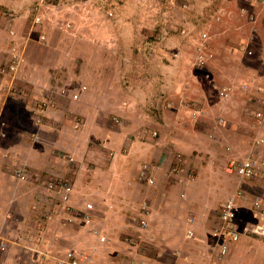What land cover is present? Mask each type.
Wrapping results in <instances>:
<instances>
[{
    "label": "crops",
    "instance_id": "0c3cea01",
    "mask_svg": "<svg viewBox=\"0 0 264 264\" xmlns=\"http://www.w3.org/2000/svg\"><path fill=\"white\" fill-rule=\"evenodd\" d=\"M60 1L64 3L62 0ZM85 3L89 4V2L79 0H74L66 4ZM21 6L19 4H0V70L2 69L3 62L9 60V48L11 44L18 46V42L20 41L18 36H21L18 33L16 34L17 36L13 35L11 32L14 29L15 23L19 30L21 29V21L16 22L14 17H8L6 14L11 15L12 10L16 14L18 12L22 14L25 9ZM76 17L83 18V20L87 19L86 16ZM134 18L135 16H133L132 20L123 19L116 26L118 27L120 24H127L128 22L136 26V22L140 18ZM113 24V22L109 24V30L111 27V31L116 32L110 35V38L105 39L104 42H111L115 47L117 45L119 47L117 52L114 51V53L104 48L108 51L110 60L106 62L103 69L111 72L112 77L113 73L116 72L119 74L121 70L123 80L118 85L117 82L109 77L110 79L107 78L102 84L95 85L96 94L94 95L97 98L96 103L99 101L103 103L104 101L105 107L102 104L100 106L98 105L97 112L94 114L93 108L90 117L83 118L84 123H87L84 125L85 127L79 123L80 125H78L77 129H72V126H69L71 118H60L64 113L73 114L77 109V115L83 116L79 112H83L82 105L83 107L91 109L90 106L93 103V91L86 92L85 94L82 93V89L85 86L81 87L80 92L75 93L73 91V95H69V90L66 91L63 89L66 85H60L59 81L55 83L54 79L60 78L59 74L62 69H67L66 66L69 65L67 60H64L66 64L64 63L63 66L51 67V65H45L38 74L32 73L39 71L36 66H31L32 70L29 73H27L26 66H23L15 77L11 73H3L0 71V264H61L60 261L66 259L68 252L74 248L79 249L85 255L84 260L82 259L80 264H130L124 263L128 259L132 261L131 263H134L130 254L121 252L120 250L124 246V240L126 244H129L134 249L140 247L139 251L143 254L151 247V250H154L153 258L160 257V259L158 258L160 264H210V261L216 256L219 250V246L216 245L219 241L216 240L214 231L220 224V217L218 218L215 213H212L214 208L204 203V201L210 198L209 195L214 194L219 196L225 194L221 197L224 200L222 203H224L236 191L228 193L225 188L224 193H216L220 190V186H217L207 192L205 184L200 180L202 172L207 169L212 170V166L198 172L200 179L198 178L194 181L191 178H181L180 176V182L172 173H168V169H166L167 164L170 165L174 160V152L176 153L180 150L185 151V148L188 147V145L184 144V140L189 141L186 139L189 136V131L185 128V123H183L187 109L189 110L188 114L191 115L189 119L199 117L201 113L199 105L203 100H200V104L197 102H193V104L188 102L185 88L181 86L179 89L185 95L181 99L182 102H173L170 107L171 110L164 107L165 103L161 107L158 106L159 120L157 118L158 114H148L146 110H143L145 96L140 98L143 93V91L140 92L141 85L138 84L137 86V83H135L136 74L130 72L134 67L128 63L130 59L134 60V62L138 60L137 58L140 60L139 55L144 46H141L142 39H140L136 32L134 33L136 31L134 27L130 30H128L127 26L115 29L113 28ZM72 31H74L73 35L68 36V40L73 41L75 44L76 42L79 43L82 37H85L84 39H90L93 42L99 41L98 38H93V36L96 37L93 34V29L87 34H81L75 30ZM39 33L45 34L42 29ZM46 36L48 39L47 34ZM63 38L65 37L62 36L61 39ZM159 39L160 37H157L156 42ZM133 41L135 43H132ZM144 42L146 43L147 41ZM178 43L179 39L173 36L171 40L167 41V44L172 47H177L176 45ZM6 44L8 45V50L5 46ZM131 45H134L133 49ZM162 52L164 55L171 53L165 49H162ZM65 53L68 54L70 51L67 49ZM156 62V65L152 66L151 69L148 67V71H156L158 73L159 71H166L167 67H173L175 70H181L182 68L180 62L167 63L163 60ZM243 63L246 66H250V71L252 72L257 68L251 66L254 64L250 61H244ZM261 64L263 63L260 62L259 65ZM126 65L128 67L125 68ZM54 68L58 69L59 74H57ZM137 73L145 75L143 69L138 70ZM131 80H133L132 85L127 84L131 83ZM106 82V88H103V84ZM55 87L58 89L55 90ZM75 87L79 86L77 85ZM176 87L174 86L173 89H177ZM100 91L103 93V97L102 93L99 95L98 92ZM187 91L188 93L191 91V86H187ZM139 92L140 94L136 96V93ZM49 93H52L51 95L54 96L51 99L54 100L55 104L49 107L47 115L42 119L43 121L38 122L37 117L41 115L39 113V105L49 100L47 98ZM109 95H115L118 98L112 102V104H115L113 105V110L108 107L111 106L108 103L111 100L108 98L106 100V97ZM255 100L256 102L252 103L255 105L247 111L253 113L255 110L260 111L264 109L262 108L261 100L257 101V98ZM186 104L187 107H184ZM202 105H205V103H202ZM225 106L226 102L224 101L215 106L217 109L216 115L220 119H226L225 111L227 109ZM182 108H186L185 112L182 111ZM108 109H110L109 112L107 111ZM161 109L162 112H160ZM168 112L170 114L169 116L167 114ZM140 113L149 115L150 119L152 117V127L155 130L156 128L160 130L161 136L159 140H162L164 145L162 149L159 148L157 143L150 141L143 142L141 138L142 136L144 137V129L142 131L140 128L134 129L132 127L137 122L138 125L141 124ZM162 113L164 115L166 114L165 118L162 117ZM109 114H117L124 118L130 117L128 119V125L122 131L118 132L119 134L116 137H113L112 130L109 127L104 130L101 128L103 126L106 128V124L108 125V123L109 126L112 123L114 124L113 120L110 119L109 121L107 119ZM133 116H139V118L134 117V119H131ZM250 116L253 118L254 124H256L253 127L251 126L254 129H252V132L256 131L254 134L264 136V123L261 124L255 114ZM100 117H103V119L99 122ZM30 118L35 120V124L28 121ZM93 120L96 123L93 124ZM162 120L166 124H169V126L162 124ZM129 121L132 125L131 128L134 129L136 134H133V130L130 129ZM55 122H57L58 127L55 131H52L50 129L54 130ZM88 122L90 123L88 124ZM87 126L91 131L85 129ZM93 126L101 129L93 133ZM79 130H82V132L79 133ZM53 132L58 140L55 142L57 148H53L52 150L56 154L54 156L56 159L55 163L50 162L47 156V154L49 155V147L46 148L49 137L53 136ZM84 132L86 134L83 138ZM138 132L140 135H143H137ZM91 134L93 137L96 134H103V136L107 134L108 139L112 140V143L120 146V149L116 153L120 155V157H116V160L119 162L116 170L120 167L125 168L126 171H121L124 177H129L135 166L140 170L143 163L146 162L150 166L149 173L152 176V181L146 180L147 182L145 183L135 182L133 189L128 186L122 188V183L119 181L116 182V180L112 181L114 185L113 193H110L108 196L104 195L103 199L94 201L92 210L93 219L91 223H87L85 213L87 212L89 201L83 195L87 194L88 191L82 190L83 187L80 185L81 183H87V179L83 177V179L79 180V178H81L83 171H89L93 168V156L91 154H93L94 146L91 143L93 142ZM122 134L123 142L119 143L115 141L120 136L122 137ZM236 137L241 138L240 146L250 151L248 155H264V144H255L256 140L260 138L253 139L252 134L237 135ZM245 138L248 141H243ZM88 139L91 144L88 143ZM252 140L253 145L251 143ZM125 148V152L122 153L121 150ZM99 150L96 152H100ZM42 152L44 154L40 155ZM65 152L75 160L82 159V162H84L83 165L76 166V169H74V164H71L70 167L59 166L62 160H57V156L58 154L63 156ZM77 153L84 154L81 157ZM194 153L195 149L193 150ZM41 156H43L46 164L42 163L40 166L37 159ZM139 158L144 159L143 162H139L137 160ZM88 159L89 161H87ZM177 161L178 159L171 163L172 167ZM110 168L113 169V167ZM18 169L24 170L28 178L21 179L17 177L15 173ZM67 171L69 175L74 174V177H70L75 180V183H73L74 189L70 200V205L73 208L64 212L57 203L59 200V190L61 191V189H49L45 183L50 177L65 176ZM106 171L100 170L99 173L105 174ZM218 172L211 174L215 175ZM116 173L113 172V175L117 177ZM84 176L86 175L84 174ZM223 176L226 177L224 179L228 183L230 180L229 174ZM224 179L220 181V185L223 184ZM101 183L100 185L102 186ZM231 183L232 187L230 186V190L235 189L237 184L230 181L229 184ZM176 186L185 187L188 190L192 189L194 193L180 198L179 204L173 208L172 201L174 195L172 193ZM12 188L16 192L13 193L11 191ZM260 188H262L261 193L254 194L252 200L245 206L247 208L244 206L241 207L239 204V218L241 221H251L264 225V214L258 211L253 204V199L256 195H260L264 201V183L263 185L261 184ZM146 202L150 205L151 212L148 215L149 227L144 229L140 226L138 220L143 217V206L147 204ZM240 202L241 200L238 203ZM35 203L39 206L37 207ZM186 211L189 214H186ZM141 212L142 216H138ZM55 215L58 216L56 221L53 218ZM45 216H49L47 217L48 219ZM73 216L76 217V220L69 225V220ZM93 226L101 229L100 232L107 237L106 241H102L100 236H97L93 232ZM129 236L136 239L135 244L126 240L130 238ZM258 243L263 244L257 245ZM230 250L224 257L225 259L230 253L226 259V263H224L223 259L221 264H262L264 262V240L262 239L243 237L239 241L231 243ZM147 256H144L145 259L140 258L138 264H145L146 258H148Z\"/></svg>",
    "mask_w": 264,
    "mask_h": 264
},
{
    "label": "rangeland",
    "instance_id": "374dc122",
    "mask_svg": "<svg viewBox=\"0 0 264 264\" xmlns=\"http://www.w3.org/2000/svg\"><path fill=\"white\" fill-rule=\"evenodd\" d=\"M62 1L65 4L60 0H46L42 7L43 11H41L45 21L40 24V26H35L33 28L32 8L37 6L41 0H0V4H19V6L22 5L25 9L22 14H19V12L16 14L14 10H12L11 15L6 14L8 17H14L16 22L21 21V29L19 30L15 22V30L13 29L15 31L14 35L17 33L21 34V36H18L20 38L18 46L23 53V60L20 69H22L23 66H26L27 73H29L32 70L31 66H36L39 71L32 73L38 74L45 65H51V67H57L59 65L63 66L64 63L66 64V61L64 60H67L69 65L66 67L71 71L64 68L59 74L58 69L54 68L55 71H57V74L60 75L59 79H54L55 83L59 81L60 85H66L63 89L66 91L69 90V95H73V91L75 93L80 92L81 87L84 86L85 87L82 89L83 94L93 91V103L90 106L91 109L83 107L82 105L83 112L79 111L83 116L77 115V109L73 114L64 113L60 118H71L69 126H72V129H77L80 124L85 127L84 125L87 123H84L83 118L90 117L93 108L94 114L97 112L96 109L98 108V105L100 106V104H102V106L105 107L104 101L103 103L102 101L101 103L100 101L96 103L97 98L96 95H94L96 94L95 85L102 84L109 77L117 82L118 85H120L119 83L123 80L121 70L119 71V74L116 72L113 73L112 77L111 72H107V69H103L106 62H109L110 60V55L106 49H109L114 53V51L117 52L119 47V45L115 47L111 42H104L105 39L110 38V35L115 34L116 32L111 31V27L109 30V24H112L113 22V28L115 29L127 26L128 30H130L134 27L136 29L134 33L136 32L139 35L140 39H142L141 46H144L139 55L140 60L137 58L138 60L134 62V60L130 59L128 63L134 67L130 72L136 74L135 83H137V86L138 84L141 85L140 92L143 91V93L140 98L145 96L143 110H146L148 114H158L157 118L159 120L160 115L158 106L161 107L164 103H170L172 106L175 101L182 102L181 99L184 98L185 95L182 93L181 89H179L181 86H184L185 88L188 102H191L192 104L193 102H197L200 104V100H203L202 103H205V105H202V103L199 105L201 113L197 118L189 119L191 115L188 114L189 110L187 109L183 123H185V128L189 131V136L186 138L189 141L184 140V144L188 145V147L185 148V151L180 150L176 153L174 152V160L182 159L180 171L174 172L171 164L174 161L173 160L170 165L167 164V172L172 173L178 181L185 177L191 178L195 181L198 178L200 179L198 176L200 170L203 171L205 168L212 166V170L207 169L202 172L200 180L205 184L207 192L211 188H216L217 186H220V190L216 193H224L225 188L228 193L231 191L239 192V201L241 200L239 204L241 207L248 205L254 194L261 193L262 188L260 187L261 184L263 185L264 183V177H257V180H244L236 172H229L227 167L233 162V160L239 161L250 153L248 149L240 146L239 143L241 142V138H237V135L242 136L243 134H252L253 139L264 138L262 135L254 134L256 131L252 132V127L256 124H254V120L250 116L253 114H251L250 111H247L251 109L250 107L255 105L252 104L256 102L255 98H257V101L264 99V0H79L89 2V4H66L74 0ZM220 9H222L219 14L221 17L218 18L217 12ZM109 11L113 12L112 16L108 15ZM76 16H86L87 19L83 20L82 17V19H80ZM133 16H135V18H140L139 21L136 22V26L129 24V22L127 24H120L121 27L116 26L117 23L119 21L122 22L123 19L132 20ZM181 27L193 29L192 37H183L180 32ZM41 29L45 35H48V39L47 36L46 40L41 38L43 34L39 33ZM92 29L93 34L96 36H93V38H98V42L84 39L85 37H82L79 43L76 42V44L73 43V41L68 40V36L73 35L74 31L72 30L81 34H87L88 32H91ZM201 31H206L210 39H203V37L200 36ZM62 36L65 38L61 39ZM172 36L179 39V43L176 45L177 47H172L167 44V41L171 40ZM157 37H160L158 42H156ZM144 41L147 42L145 43ZM132 43H135V41ZM5 46L8 50V45L6 44ZM131 46L133 49L134 45ZM165 46L167 47L165 48ZM199 47H203L207 54L212 52V57L207 61L206 65L202 67L198 66L196 62L200 52ZM243 47L252 49L254 54H248L247 51L243 50ZM160 48L165 49L168 52L170 51L171 53L164 55ZM67 49L70 51L68 54L65 53ZM148 51L153 54L151 57L148 56ZM146 55L148 57H146ZM160 60L167 63L180 62L182 68L181 70H175L173 67H167L166 71H159L158 73L156 71H148V67L151 69L152 66L156 65V61ZM244 61H250L253 63L254 65L251 66L257 67V70L254 69L253 72L250 71V66H246V64L243 63ZM4 62L2 64L3 66ZM260 62L263 64L259 65ZM126 67L128 66L126 65L125 68ZM142 69L145 72V75L137 73L138 70ZM132 81L133 80L130 81L131 83L127 84L132 85ZM107 82L103 84V88H106ZM188 82H190V84H188ZM246 84H250L251 90L245 89ZM77 85L79 87H75ZM228 85L233 88L232 95L229 98H223L220 94V89ZM174 86H177V89H173ZM187 86H191L190 94L187 91ZM260 86L263 91L256 92L255 88ZM57 89L58 88L55 87V90ZM111 92L114 93L113 91ZM140 92L136 93V96L139 95ZM98 93L100 95L102 92L100 91ZM51 94L52 93H49L47 98L52 97L53 95ZM103 96L102 93V97ZM107 98L111 100V102L107 101L111 104V106L108 107L113 110V105L115 104H112V102L118 98L115 95L107 96L106 100ZM155 99H159V101L157 102ZM223 101L226 102L225 107L227 110L225 111L226 119L221 118L224 120L221 121L220 117L216 115L217 109L215 106L219 103H223ZM171 106L166 108L171 110ZM184 107H187V104L184 105ZM110 109L107 111L109 112ZM185 109L186 108H182V111L185 112ZM160 112H162V109ZM143 113H140V119L142 120L141 124L138 125L137 122V124L135 123L132 126L130 124L131 120L129 121L130 129L133 130V134H136L134 129L140 128L142 131L144 129V137L142 136L141 138L143 142L150 141L152 143H157L159 148L162 149L164 145L162 140H159L161 136L160 130L158 129V135H153L152 130L155 131V129L152 127V117L150 119L149 115ZM136 114L138 115V113ZM167 114L168 116L170 115L169 112ZM161 115L163 118L166 116L164 113ZM134 117L135 116L131 117V119H134ZM137 117L139 118V116H136L135 118ZM117 118L120 119L121 122H116ZM129 118L130 117L124 118L117 114H109L107 119L109 121L110 119L113 120L114 124L112 123V125L109 126L108 123V125L106 124V128H104V126L101 128L104 130L109 127V129L112 130L113 137H116V135L119 134L118 132L122 131V129L128 125ZM101 119H103V117H100L98 121L100 122ZM164 120H162V124H166ZM28 121L35 124V120H32L31 118ZM89 123L90 122H88V124ZM94 123H96L95 120H93V124ZM131 126L134 127V129H132ZM166 126H169V124H166ZM54 127V130H50L55 131L57 129V122H55ZM101 128L93 126V133H96V130H100ZM85 129L91 131L88 126ZM81 132L82 130H79V133ZM85 134L86 133L84 132L83 138ZM137 135L141 136L143 134L140 135L138 132ZM102 136L103 134H96V136L93 137L91 134V137H93V142L91 143L94 146L93 154H91L93 156V168L89 171H81V178H79V180L83 179V177H86L87 179V183H81L80 185L83 187L82 190L88 191L87 194H84L83 196L86 197L87 201L92 205L94 204V201L103 199L104 195L108 196L110 193H113L114 185L112 184V181L114 180L122 183V188L128 186L132 187L131 189L134 188L135 182H147L140 176L141 170H139L137 166L133 168L129 177H124L121 173V171H126L125 168L120 167L121 169L119 168L116 170L117 164H119L116 157H120V155L116 153L120 149V146L112 143V140L108 139L107 134H104L103 137ZM120 137L115 141L122 143L123 134L122 137ZM245 140L248 141L246 138L243 139V141ZM57 141V137L53 132V136L49 137L46 146V148L49 147V155L47 154V156L50 159V162L53 163L56 161L54 157L56 154H54L52 150L53 148H57L55 145V142ZM88 143L91 144L89 139ZM251 143L253 145V140ZM98 149H100V152H96ZM194 149L195 153L193 154ZM125 150L126 148L122 149L121 152L124 153ZM43 154L44 153L42 152L40 155ZM77 154L82 157L84 153ZM58 159L62 160V163L59 166L70 167L71 164H74V169H76V166H82L84 163L82 162V159H76V161L71 158L66 152L63 156L58 154L57 160ZM137 160L143 162L144 159L139 158ZM37 161L40 166L42 163L46 164L43 156L39 157ZM87 161H89V159ZM110 167H113L115 170ZM100 170L107 171L105 174H100ZM113 172H117V177L116 175H113ZM216 172L218 173L215 175L211 174ZM84 174L86 176H84ZM226 174H229L230 176L228 183L225 182L226 177L223 176ZM14 176L16 175L14 174ZM70 176L74 177V174L69 175L67 171L65 176L50 177L45 185L49 189L55 190L54 188L49 187V183L50 181L52 182V180H63L64 182L75 183V180ZM222 179H224V181L223 184L220 185ZM230 181L237 184L235 189L230 190L232 187V183L229 184ZM99 182H103L101 183L102 186ZM58 188L59 187H57V189ZM11 191L13 193L16 192L13 188ZM56 191L58 192V190ZM192 193H194L192 189L188 190L185 187L182 188L176 186L172 193L174 195L172 201L173 208L179 204L180 198L189 196ZM71 195L68 200L63 201L62 191L59 190V200L57 203L61 206V210L64 212L73 208L70 205ZM224 195H209L210 198L204 201V203L207 205L209 204V206L214 208L212 213H215L218 218L220 216V209L223 205L222 202L224 201L221 197ZM146 203L148 204V202ZM35 204L37 207L39 206L37 203ZM34 210L36 211V209ZM41 213L44 214L43 212ZM186 214H189V212L186 211ZM49 216H45V218ZM138 216H142V212L141 214H138ZM53 218L56 221L58 216L55 215ZM75 220L76 217L73 216V218L69 220V225ZM98 229L101 230L99 227ZM131 238L133 237H130L129 239ZM216 240L220 241L217 236ZM217 243L218 244H215L219 246V242ZM259 244L263 243H258L257 245ZM150 245L152 246V244ZM139 248L140 247L135 249L132 248L129 244H126L124 240V246H122L120 250L121 252L130 254L134 260V263H131L132 261L129 259L125 260L124 263L138 264L140 258L145 259L146 255H148L145 264H160V257H158L159 259L153 258L154 250H151V247L148 248V251L144 254L139 251ZM84 256L85 255L83 254V260ZM228 256L224 259V263H226ZM262 264H264V262Z\"/></svg>",
    "mask_w": 264,
    "mask_h": 264
},
{
    "label": "built area",
    "instance_id": "2783aa9c",
    "mask_svg": "<svg viewBox=\"0 0 264 264\" xmlns=\"http://www.w3.org/2000/svg\"><path fill=\"white\" fill-rule=\"evenodd\" d=\"M46 0H41L40 3H38L37 6L32 8L33 12V28L35 26H40V24L44 23L45 19L43 18L42 15V7L43 4L45 3ZM222 9L218 10L217 17L220 18L219 14L221 13ZM108 15H113L112 11L108 12ZM181 34L183 37H192L193 35V29L189 28H182ZM13 35L15 34V31H11ZM200 36L203 37V39L208 40L210 37L208 36V33L206 31H201ZM41 38L43 40L46 39V35L42 34ZM206 42V41H205ZM200 52L197 57V65L202 67L205 66L207 61L212 57V52L211 53H206L205 49L203 47H199ZM244 51H247L248 54H254V51L252 49L243 47ZM153 55L151 52L148 51V56L151 57ZM146 55V57H148ZM23 60V53L20 50V47L11 44L10 49H9V60L4 63V66H2V69L0 70L1 72H7L11 73L16 76L18 73L20 66L22 64ZM261 86L255 88L256 92H261ZM245 89L251 90L250 89V84L245 85ZM233 88L228 86H224L223 88L220 89V94L223 98H229L232 95ZM48 101H44L39 105V113L41 114L40 116L37 117L38 122H42L44 116L47 115L48 109L51 105L55 104L54 100L51 99V97H48ZM262 105L264 108V99L261 100ZM164 106L168 107L171 106L170 103H165ZM198 112V111H197ZM196 112V113H197ZM253 114L257 118H259L260 123H264V109L260 111H254ZM116 122H121L120 119H116ZM154 135L158 134L157 131L153 132ZM256 145H263L264 144V138H260L259 140H256L255 142ZM150 166L148 163H145L143 166V169L141 171L140 176L143 179H146L148 181H152V176L149 173ZM229 172H236L238 175H240L244 180H253L257 177H264V155H247L243 157L239 161H234L229 164L227 167ZM174 171L179 170V166H175L173 169ZM17 177L21 179H26L28 178L27 173L22 170L18 169L16 170ZM50 188L57 189L59 187L62 191V199L63 201H66L70 198V195L73 191L74 185L71 182H64L59 181V180H52L49 183ZM239 198H240V193L236 192L235 194L231 195L222 205L220 209V224L219 226L215 229L214 235L219 238V250L216 253V256L210 261V264H221V261L224 259V257L227 255L230 249V245L233 242L239 241L243 237H254L258 239L264 240V225L263 224H258V223H253L251 221H246L243 222L239 218V213H240V207H239ZM253 204L255 208L260 211L261 213L264 214V201L260 195H256L255 198L253 199ZM87 212L85 215V220L87 223H90L92 220V210H93V205L91 203L88 204L87 206ZM143 212L147 216L150 211H149V205L145 204L143 206ZM139 222L142 227L148 228L149 223L147 218L143 217L139 219ZM93 232L97 235L100 236V239L102 241H105L107 237L103 235L98 228H93ZM131 241V240H129ZM134 241V240H133ZM83 259V254L80 253V251L77 248H74L70 250L67 254V258L62 260L60 263L61 264H80V261Z\"/></svg>",
    "mask_w": 264,
    "mask_h": 264
},
{
    "label": "clouds",
    "instance_id": "9594fccd",
    "mask_svg": "<svg viewBox=\"0 0 264 264\" xmlns=\"http://www.w3.org/2000/svg\"><path fill=\"white\" fill-rule=\"evenodd\" d=\"M180 32H181V31H180ZM164 107L166 108V106H164ZM250 113L253 114L252 112H250ZM253 115H254V114H253ZM221 121H224V120L221 119ZM155 131L158 132V130H155ZM153 132H154V131L152 130V133H153ZM158 133H159V132H158ZM153 135H154V133H153ZM156 135H158V134H156ZM156 135H155V136H156ZM145 163H146V162H145ZM145 163H143V165H142V167H141V169H140L141 171H142L143 166H144ZM181 164H182V163H181V159H179V160L177 161V163L173 166V169L175 168V166H179V170H178V171H180V169H181V168H180V167H181ZM149 170H150V169H149ZM174 172H176V171H174ZM140 174H141V172H140ZM239 176H240V175H239ZM240 177H241V176H240ZM241 178H242V177H241ZM242 179H243V178H242ZM145 180H146V179H145ZM149 211L151 212L150 207H149ZM91 212H92V211H91ZM85 214H86V213H85ZM149 214H150V213H149ZM149 214H148V215H149ZM148 215L146 216L145 213H143V217L147 218V220H148ZM143 217H142V218H143ZM140 219H141V218H140ZM91 222H92V220H91ZM91 222H90V223H91ZM138 222H139V220H138ZM139 223H140V222H139ZM148 223H149V221H148ZM140 226H141V224H140ZM95 227L98 228L97 226H93V228H95ZM141 227H142V226H141ZM142 228L147 229V228H145V227H142ZM106 240H107V239H106ZM106 240H105V241H106ZM127 240H128V241L131 240V241H129L130 243H134V244L136 243V239H134V238H131V239L127 238ZM133 240H134V241H133Z\"/></svg>",
    "mask_w": 264,
    "mask_h": 264
}]
</instances>
